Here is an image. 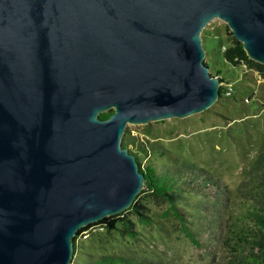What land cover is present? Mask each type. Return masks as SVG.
Listing matches in <instances>:
<instances>
[{
  "label": "water",
  "instance_id": "water-1",
  "mask_svg": "<svg viewBox=\"0 0 264 264\" xmlns=\"http://www.w3.org/2000/svg\"><path fill=\"white\" fill-rule=\"evenodd\" d=\"M214 19L264 65V0H0V264H71L79 229L132 206L126 126L217 101Z\"/></svg>",
  "mask_w": 264,
  "mask_h": 264
},
{
  "label": "rangeland",
  "instance_id": "rangeland-1",
  "mask_svg": "<svg viewBox=\"0 0 264 264\" xmlns=\"http://www.w3.org/2000/svg\"><path fill=\"white\" fill-rule=\"evenodd\" d=\"M233 37L224 21L214 19L201 31L204 63L210 75L221 79L224 95L202 113L147 125L126 126L127 150L137 152L141 166L169 167L198 172L215 187L181 194L183 223L166 214L167 202L137 194L140 215L122 212L130 229L121 223L110 232L92 226L77 239L71 264L99 256H123L155 264H222V228L233 201L264 182V78L245 66L231 67L221 51ZM145 221L148 224H142ZM131 234H134L131 236Z\"/></svg>",
  "mask_w": 264,
  "mask_h": 264
},
{
  "label": "trees",
  "instance_id": "trees-1",
  "mask_svg": "<svg viewBox=\"0 0 264 264\" xmlns=\"http://www.w3.org/2000/svg\"><path fill=\"white\" fill-rule=\"evenodd\" d=\"M222 59L231 65V67L245 66L247 69L256 71L262 78H264V65H260L249 60L245 51L240 43L230 38V44L221 51ZM216 76V75H212ZM220 83H223L219 79ZM223 88L220 87L218 98L224 95ZM112 111L100 114L99 118L102 120L107 119ZM127 134L122 137V140L127 142ZM123 148L127 149L125 143L122 144ZM137 152L127 150V152L134 156L141 174L144 177L143 188L140 194L152 196L155 199H160L168 203L169 208L166 214L172 215L174 218L181 222L182 232L192 240V234L184 226L185 218L182 214L181 207L175 205L181 194L195 192L202 194L201 191L215 187L216 183L211 179L201 176L198 172H184L176 171L172 168H165L159 171L155 166L146 165L141 166ZM264 153L258 157L262 159ZM127 209L126 213L131 215H140V210L143 209L137 201ZM121 214V213H120ZM120 214L103 219L100 222L92 223L81 230L79 229L77 236L73 239L74 251H77L76 242L82 233L87 231L92 226L102 225L107 231L115 230L116 225L121 223L123 229L129 232V221H126ZM142 224L148 222L142 221ZM134 234H131L133 236ZM222 251L225 252L224 261L222 264H264V182L255 185L248 191L244 192L241 198L231 203L229 211L226 213V219L222 228ZM83 264H155L147 260L123 256H99L97 259H92ZM160 264V263H158Z\"/></svg>",
  "mask_w": 264,
  "mask_h": 264
},
{
  "label": "built area",
  "instance_id": "built-area-1",
  "mask_svg": "<svg viewBox=\"0 0 264 264\" xmlns=\"http://www.w3.org/2000/svg\"><path fill=\"white\" fill-rule=\"evenodd\" d=\"M223 50H224V48H223ZM218 78V77H217Z\"/></svg>",
  "mask_w": 264,
  "mask_h": 264
}]
</instances>
